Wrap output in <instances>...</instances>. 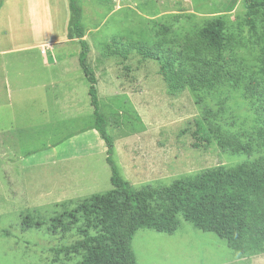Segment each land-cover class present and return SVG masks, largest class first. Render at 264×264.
<instances>
[{"label": "rangeland", "instance_id": "rangeland-1", "mask_svg": "<svg viewBox=\"0 0 264 264\" xmlns=\"http://www.w3.org/2000/svg\"><path fill=\"white\" fill-rule=\"evenodd\" d=\"M109 2L78 0L84 29L96 31L90 38L94 64L88 68L97 79L106 132L117 142L115 164L122 180L135 189L158 188L209 169L263 158L264 90L251 95L244 84L226 83L212 91L172 92L158 63L135 52L122 56L119 50L131 42L181 50L201 27L222 18L230 28L222 45L230 70L243 67L244 73L238 70L244 79L254 75L263 81L256 68L264 55V8L253 16L254 34L245 22L249 9L244 0H116L115 14H108ZM1 87L0 80V103ZM93 122L92 110L87 115L86 109L75 121L20 132L16 163L25 169L16 178L20 190L5 188L0 179V264H80L81 255L56 253L80 240L78 225L64 231L69 219L57 218L77 202L112 189L106 146ZM51 158L68 174L65 186L47 165ZM48 174L51 180H45ZM69 200L74 201L65 203ZM177 219L179 228L172 235L135 233L137 264H264V254L239 261L224 240Z\"/></svg>", "mask_w": 264, "mask_h": 264}, {"label": "trees", "instance_id": "trees-1", "mask_svg": "<svg viewBox=\"0 0 264 264\" xmlns=\"http://www.w3.org/2000/svg\"><path fill=\"white\" fill-rule=\"evenodd\" d=\"M2 2L0 0V7ZM244 4L249 9L245 22L256 34L253 16L264 8V0H244ZM69 10L68 39L79 41V65L89 84L88 96L93 110L92 129L105 143V161L110 169L112 189L77 202L74 209L57 218L59 222H63V218L69 219L64 231L78 225L75 231L80 240L56 253L81 255L80 264H137L132 248L135 233L148 230L172 235L179 228L177 217H181L197 230L213 233L224 240L238 257L263 255L264 157L232 168L209 169L158 188L146 186L135 189L122 180L113 160V139L106 132L107 122L99 105L97 81L87 65L90 50L83 39L86 30L82 25L78 0H69ZM262 23L264 29V20ZM229 31L223 19L217 18L201 27L195 39L181 50L150 48L131 42L119 52L122 56L135 52L158 63L160 73L172 92L184 89L194 93L212 91L229 83L234 87L244 84L245 89L255 95L259 88L264 90V55L256 68L263 81L254 75H247L244 79V74L239 71L244 73L243 67L230 70L232 68L222 55V45L227 41Z\"/></svg>", "mask_w": 264, "mask_h": 264}, {"label": "crops", "instance_id": "crops-1", "mask_svg": "<svg viewBox=\"0 0 264 264\" xmlns=\"http://www.w3.org/2000/svg\"><path fill=\"white\" fill-rule=\"evenodd\" d=\"M109 1L108 14H115L116 0ZM69 20V0H3L0 7V80L4 98L0 103V179L5 188H18L17 175H23L25 170L16 163L21 131L29 133L42 126L75 121L83 117L86 109L87 115L92 110L89 84L79 65V41L68 39ZM95 32L85 31L83 38L90 50V67L95 52L90 38ZM115 89L112 96L117 94ZM112 139L116 162L117 142ZM56 161L51 158L47 165L56 173L55 180L65 186L68 174L62 172L63 165L55 167ZM50 176L45 180H51ZM235 257L242 262L257 258Z\"/></svg>", "mask_w": 264, "mask_h": 264}]
</instances>
